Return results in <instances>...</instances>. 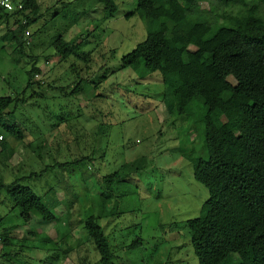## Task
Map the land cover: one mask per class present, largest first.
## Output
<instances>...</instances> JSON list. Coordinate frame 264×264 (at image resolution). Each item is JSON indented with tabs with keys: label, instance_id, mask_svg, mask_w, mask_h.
Segmentation results:
<instances>
[{
	"label": "rangeland",
	"instance_id": "rangeland-1",
	"mask_svg": "<svg viewBox=\"0 0 264 264\" xmlns=\"http://www.w3.org/2000/svg\"><path fill=\"white\" fill-rule=\"evenodd\" d=\"M38 2L42 17L30 27L33 54L39 56L42 70L37 78L56 88L35 86L41 96L25 89L30 59L16 62L11 55L16 44L1 42L0 96L26 97L12 118L24 128L26 138L20 141L1 131L6 148L0 138V178L11 182L43 172L24 183L48 204L52 198L54 219L43 222L34 214L25 222L10 200L0 202V231L15 228V238L3 246V252L12 256L8 261L0 256V264H97L95 244L79 222L89 215L100 216L109 235L115 250L111 264H199L186 221L206 213L209 191L195 179L184 152L200 154L203 137L191 131L192 120L168 113L160 72L121 63V57L146 38L144 20L138 15L126 18L136 8V0H115L118 14L108 20H102L105 12L96 0ZM196 3L208 19L214 13L236 14L244 8L242 2ZM4 25L0 35L6 30ZM86 30L93 31L85 36L82 50L88 53L97 47L90 56L61 60L55 55L54 40L62 36L70 41ZM80 81L84 90L71 93ZM86 155L92 158L82 166L57 164ZM140 157L145 167L135 171L133 161ZM118 169L128 174L127 179L111 190L109 200L101 199L102 177ZM6 196L3 193V199ZM68 200L73 214L67 222ZM33 230L53 238L68 232L74 249L63 254L54 242H41L39 234L29 237L27 233Z\"/></svg>",
	"mask_w": 264,
	"mask_h": 264
},
{
	"label": "trees",
	"instance_id": "trees-1",
	"mask_svg": "<svg viewBox=\"0 0 264 264\" xmlns=\"http://www.w3.org/2000/svg\"><path fill=\"white\" fill-rule=\"evenodd\" d=\"M96 1L105 12L102 20L116 17L119 5L115 0ZM217 1L225 5L242 2L244 8L236 14L214 13L213 20L201 12L197 0H136V8L126 18L138 15L144 20L146 38L124 54L121 63L136 68L144 65L148 73L160 72L165 82L162 99L168 113L196 122H191V131L203 137L200 154L184 152L193 165L195 179L209 191L206 213L186 221L199 264H264V0ZM18 2L23 7L14 11L0 4V28L6 24L0 35V49L4 47L2 41L14 42L11 55L15 61L30 59L25 89H33L34 96H41L37 87H56L37 78L42 76V70L39 56L33 54V32L29 39L25 35L32 23L42 17L41 3ZM220 19L224 22H217ZM92 31L80 32L70 41L59 36L51 45L55 55L61 60L90 56L97 47L87 53L82 46ZM80 82L71 93L84 90V83ZM19 96H0V135L4 131L24 141V128L13 120L17 106L26 102V97ZM5 141L3 138V148ZM91 158L86 155L57 164L62 168L82 166ZM140 160L143 159L133 161L135 171L145 167L146 161L139 163ZM42 174L33 172L11 182L0 178V202L6 193V200L12 202V208H19L25 222H30L34 214L43 222L54 219L43 197L24 183ZM127 175L119 169L105 174L101 199L109 200L111 190L117 189ZM72 214L69 201L67 222ZM59 220L65 222L61 217ZM79 222L95 244L97 264H111L115 250L100 216L89 215ZM0 233L3 245L11 244L9 229ZM31 233L35 237L39 234L43 243L59 245L55 249L60 248L63 254L74 249L68 242V232L62 231L55 238ZM61 242L65 246L61 247Z\"/></svg>",
	"mask_w": 264,
	"mask_h": 264
},
{
	"label": "built area",
	"instance_id": "built-area-1",
	"mask_svg": "<svg viewBox=\"0 0 264 264\" xmlns=\"http://www.w3.org/2000/svg\"><path fill=\"white\" fill-rule=\"evenodd\" d=\"M0 4L3 7L7 8L9 11H14L16 9H21L23 7L22 3H20V2L14 3L11 0H0ZM8 4H11V9H9ZM23 22L25 23L26 20H23ZM30 34H31V30L28 29L26 31V34H25L26 35V39H29L28 37L30 36ZM29 42H30V40L28 41V43ZM0 138L2 140L3 136L0 135ZM3 240H4L3 235L0 233V248L3 246Z\"/></svg>",
	"mask_w": 264,
	"mask_h": 264
},
{
	"label": "crops",
	"instance_id": "crops-1",
	"mask_svg": "<svg viewBox=\"0 0 264 264\" xmlns=\"http://www.w3.org/2000/svg\"><path fill=\"white\" fill-rule=\"evenodd\" d=\"M6 200V198H4ZM52 199V198H51ZM51 199H49V202L50 204H48L47 202H45L48 207L51 209L52 207L51 206H55L54 204V201H51ZM44 200V199H43ZM1 220H0V223L3 221V216H1ZM5 228H8L9 229V232H10V241L12 242V238H15V236L13 235V233L15 232V228H12V230L9 228V227H5ZM4 228V229H5ZM34 232H36L35 230H33ZM12 233V234H11ZM16 234V233H15ZM18 234V233H17ZM16 234V235H17ZM27 235L30 237L33 236L31 232H28ZM18 236V235H17ZM21 236V235H20ZM5 247V245H3ZM3 246L0 248V256H2L5 260H10V257L12 256V253L11 252H3L4 248Z\"/></svg>",
	"mask_w": 264,
	"mask_h": 264
},
{
	"label": "clouds",
	"instance_id": "clouds-1",
	"mask_svg": "<svg viewBox=\"0 0 264 264\" xmlns=\"http://www.w3.org/2000/svg\"><path fill=\"white\" fill-rule=\"evenodd\" d=\"M9 9H11V4H8Z\"/></svg>",
	"mask_w": 264,
	"mask_h": 264
}]
</instances>
